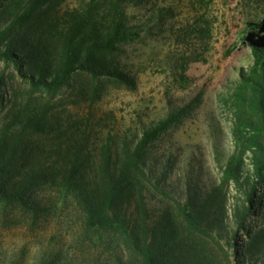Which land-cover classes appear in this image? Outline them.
Listing matches in <instances>:
<instances>
[{
  "label": "rangeland",
  "instance_id": "obj_1",
  "mask_svg": "<svg viewBox=\"0 0 264 264\" xmlns=\"http://www.w3.org/2000/svg\"><path fill=\"white\" fill-rule=\"evenodd\" d=\"M26 1L0 0V31L10 28L0 49L15 43L12 53L24 55L23 73L37 75V63L44 60L58 63L73 29L92 38L118 21L141 34L94 57V64L119 76L76 71L57 91L34 89L13 63L0 59V141L16 147L15 161L23 170L61 178L34 187L27 206L0 200V264H133L113 231L87 227L85 187L63 177L78 165L79 182L99 179L101 164L119 166L126 142L134 146L180 106L182 115L148 145L130 200L143 197L152 229L163 214L174 219L175 264H259L264 185L245 230L235 216L237 208L249 205L254 160L261 155L260 147L249 148L250 134L236 128L237 117L251 131L257 128L254 94L242 109L225 98L264 41V0H50L26 24L10 26ZM231 160L239 165L238 182H222ZM208 195L212 201L198 228L180 224L179 205L195 197L198 212ZM252 246L257 250L250 259Z\"/></svg>",
  "mask_w": 264,
  "mask_h": 264
},
{
  "label": "trees",
  "instance_id": "obj_2",
  "mask_svg": "<svg viewBox=\"0 0 264 264\" xmlns=\"http://www.w3.org/2000/svg\"><path fill=\"white\" fill-rule=\"evenodd\" d=\"M50 0H27L25 11L14 16L10 26L26 24L34 15L36 10ZM118 4L129 0H113ZM10 28L0 31V40L8 36ZM141 34L140 29L135 27H125L121 22L115 21L105 28L99 35L90 37L87 32L76 33L70 30L62 45L61 56L58 63L50 66L46 60L37 63L38 74L23 73L22 54H13V45L9 50L0 49V59L13 63L19 70L20 75L27 79L34 89H44L47 91H57L76 71H87L93 76H119L115 71L94 64V57L98 54L105 55L115 50L118 44L131 41ZM22 52H26L23 50ZM29 54L38 61L39 53L36 49L29 50ZM0 79V98H1ZM254 94L252 108L258 115V126L251 131L248 121L236 119V128L242 133L250 134L249 148H261V155L254 160V181L250 191L247 193L249 205L243 209H236V220L239 228L245 230V223L257 206L256 194L264 185V146L259 143V136L264 140V41L256 44L255 59L248 72L243 73L237 89L229 98L228 102H233L239 109L245 108L248 102V95ZM185 107L180 106L174 109L167 117L152 124L144 131L142 137L134 146L129 143L124 144V160L119 166H110L103 163L99 166L100 178L91 182H79L75 173L81 168L75 165L70 170V176L63 177L74 185L84 186L81 203L85 211V222L88 228L105 229L113 231L120 243L124 246L133 264H175V254H172L173 243L177 231L175 222L169 214H163L155 228L149 227L146 223V207L143 197H138L137 201H131L132 187L136 182V173L141 172L144 165L145 151L148 145L158 135L168 128L184 112ZM238 116V114H235ZM16 147H11L9 140L3 138L0 141V200L9 204H20L27 206V199L30 191L44 183L58 184L60 175L42 173L36 171L23 170L22 166L15 161ZM239 165L233 164L232 160L225 170L222 182L234 179L238 182ZM80 188V187H79ZM131 193V194H130ZM127 198H124L127 195ZM130 194V195H129ZM130 197V198H129ZM212 201V195H208L201 210L197 212L196 198L189 197L184 204L179 205L178 214L181 218L180 224H185L187 229L196 230L199 225V217ZM263 244V243H262ZM264 248L261 245L259 248ZM252 246L250 259L254 258ZM258 248V249H259ZM260 250V249H259ZM259 264H264V256L260 258ZM251 264H258L256 260Z\"/></svg>",
  "mask_w": 264,
  "mask_h": 264
}]
</instances>
